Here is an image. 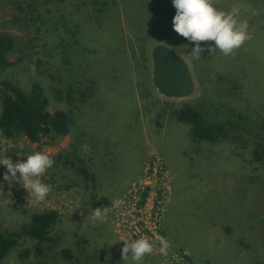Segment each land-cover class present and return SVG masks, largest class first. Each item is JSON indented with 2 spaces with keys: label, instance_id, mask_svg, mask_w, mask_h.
<instances>
[{
  "label": "rangeland",
  "instance_id": "obj_1",
  "mask_svg": "<svg viewBox=\"0 0 264 264\" xmlns=\"http://www.w3.org/2000/svg\"><path fill=\"white\" fill-rule=\"evenodd\" d=\"M213 3L237 8L251 38L227 56L214 41L199 42L197 58L195 43L173 30L172 0H0V32L14 37L12 55L21 60L10 78L25 91L38 83L48 110L72 118L70 134L55 146L0 133V159L15 164L38 151L54 159L39 177L51 191L38 203L19 172L5 181L0 166V230L16 232L45 210L60 216L42 255L22 238L6 264H163L162 249L184 253L190 264H264V0ZM160 44L189 65L190 97L167 99L153 87L151 52ZM186 105L221 130L213 143L193 141L191 126L176 120ZM76 152L97 177V197L120 195L99 219L81 178L55 160ZM154 165L167 173L164 203H157L160 191L152 196L166 246L152 242V252L136 262L122 250L140 228L132 236L123 223L119 234L116 224L136 220L134 206L122 201ZM26 249L27 258L20 255Z\"/></svg>",
  "mask_w": 264,
  "mask_h": 264
},
{
  "label": "trees",
  "instance_id": "obj_2",
  "mask_svg": "<svg viewBox=\"0 0 264 264\" xmlns=\"http://www.w3.org/2000/svg\"><path fill=\"white\" fill-rule=\"evenodd\" d=\"M169 13L168 16H173ZM15 49L14 37L6 32H0V133L6 139L13 140L25 137L31 143L47 140L49 146H55L71 132V114L65 110H48V99L42 87L33 83L29 91L10 78L9 70L14 69L20 58L12 55ZM70 98V97H69ZM177 121L191 126L190 134L193 141L213 143L221 130H214L206 126L200 112L186 105L174 112ZM72 157L58 154L56 161L62 166L71 168L75 175L81 178L85 189L91 192L94 209H108L111 204L106 198L95 195L98 190L97 177L92 171L87 159L72 153ZM60 219L56 210H45L33 213L29 222L22 225L16 232L0 230V264H6L9 254L17 248L22 238L34 242L33 250L36 256L42 255L43 246L51 241V233ZM63 255L70 259L67 250ZM23 257H29L30 250L22 251Z\"/></svg>",
  "mask_w": 264,
  "mask_h": 264
},
{
  "label": "clouds",
  "instance_id": "obj_3",
  "mask_svg": "<svg viewBox=\"0 0 264 264\" xmlns=\"http://www.w3.org/2000/svg\"><path fill=\"white\" fill-rule=\"evenodd\" d=\"M176 9L172 19L173 30L187 40L194 42L195 47L192 54L197 58L203 51L199 42L214 41L216 48L224 55H231L235 49L239 48L251 36L248 33L246 22H238L239 10L233 8L231 11L218 9L213 0H172ZM54 164V159L47 152L38 151L22 162L13 163L11 157L0 159V166H5L7 172L3 179L10 181V177L17 179V172L20 173L19 181L23 180V188L29 195L34 194L35 202L45 200L51 187L39 179ZM121 201H113L114 205H119ZM107 209H95L94 218L99 219ZM166 246L165 241H161ZM131 250V258L139 262L145 254L151 253L152 244L146 238L136 239L131 244H126L122 250L124 258Z\"/></svg>",
  "mask_w": 264,
  "mask_h": 264
},
{
  "label": "built area",
  "instance_id": "obj_4",
  "mask_svg": "<svg viewBox=\"0 0 264 264\" xmlns=\"http://www.w3.org/2000/svg\"><path fill=\"white\" fill-rule=\"evenodd\" d=\"M149 174H152L149 176ZM167 173L164 172L163 168L160 165H154L153 168L149 167L146 172V178L139 180L137 183L133 184L130 190H128L127 196L124 198L125 200L122 202H129L132 204L133 212L137 215V218L133 222H128V220H123L121 223L116 224L119 227V234L125 232L124 225L128 227V230H132V236L135 235L133 232V227L136 228L137 226L140 230L137 232L135 231L136 238L144 237L149 240L150 243L154 241H161L162 237L158 233V226L157 223L159 221V217L161 214L160 208L155 207L153 203V195L156 196L157 192H161V197L158 198L159 202L157 201L158 205L164 203V195L168 192L169 188L165 185L166 183ZM140 203V206L137 207L136 204ZM111 207V206H110ZM110 207L108 208L109 213H111ZM127 208V206L125 207ZM135 219V216L132 217ZM124 237V236H123ZM130 240L134 241L131 237ZM160 254L163 258V264H190L187 258L185 257L184 253L177 255H170L164 249L160 250Z\"/></svg>",
  "mask_w": 264,
  "mask_h": 264
},
{
  "label": "water",
  "instance_id": "obj_5",
  "mask_svg": "<svg viewBox=\"0 0 264 264\" xmlns=\"http://www.w3.org/2000/svg\"><path fill=\"white\" fill-rule=\"evenodd\" d=\"M152 85L167 99H185L195 90V82L187 62L165 45H156L152 52Z\"/></svg>",
  "mask_w": 264,
  "mask_h": 264
},
{
  "label": "crops",
  "instance_id": "obj_6",
  "mask_svg": "<svg viewBox=\"0 0 264 264\" xmlns=\"http://www.w3.org/2000/svg\"><path fill=\"white\" fill-rule=\"evenodd\" d=\"M126 189L127 188H125L124 190H122L121 191V193L122 192H124V191H126ZM120 195H118V197H119ZM99 198H106V199H108L109 200V202H110V204H112L113 203V201H115L116 199H118V197H114V198H111V199H109V198H107V196H105V195H102V196H98ZM165 224V223H164ZM165 226V225H164ZM167 236H170V234L168 235V233H167ZM166 236V237H167ZM194 261V260H193ZM195 262V261H194ZM195 264H196V262H195Z\"/></svg>",
  "mask_w": 264,
  "mask_h": 264
}]
</instances>
